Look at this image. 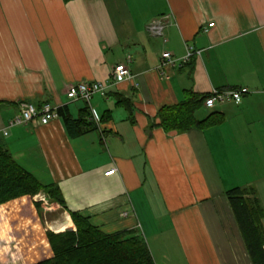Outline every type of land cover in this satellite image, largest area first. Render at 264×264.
Masks as SVG:
<instances>
[{"label": "crops", "instance_id": "crops-1", "mask_svg": "<svg viewBox=\"0 0 264 264\" xmlns=\"http://www.w3.org/2000/svg\"><path fill=\"white\" fill-rule=\"evenodd\" d=\"M186 47L200 56L159 69L162 53L179 59ZM121 64L131 78L106 98L67 100L70 85L110 83ZM239 87L254 93L194 115L218 124L182 134L159 126V111L188 93ZM24 102L65 107L88 130L71 137L58 118L0 135L22 169L58 188L65 210L50 216L135 232L154 264L168 238L182 264H252L225 194L253 189L264 211V0H0V129Z\"/></svg>", "mask_w": 264, "mask_h": 264}, {"label": "trees", "instance_id": "trees-1", "mask_svg": "<svg viewBox=\"0 0 264 264\" xmlns=\"http://www.w3.org/2000/svg\"><path fill=\"white\" fill-rule=\"evenodd\" d=\"M205 96L187 94L186 99L173 107H164L158 113L159 126L165 132L186 133L218 124L217 116L197 121L194 117L203 106ZM58 117L71 137L81 136V130L64 107L57 109ZM44 192L49 200L65 210L58 188L43 185L22 169L10 154L0 146V206L17 204L20 207L38 193ZM226 198L238 225L252 264H264V211L253 189L235 188L226 192ZM74 231L56 230L59 235L47 234L50 255L35 264H154L146 243L135 232L107 235L92 226L86 218L68 213ZM66 223V222H65ZM71 225V224H70ZM23 254V249L20 248Z\"/></svg>", "mask_w": 264, "mask_h": 264}, {"label": "rangeland", "instance_id": "rangeland-1", "mask_svg": "<svg viewBox=\"0 0 264 264\" xmlns=\"http://www.w3.org/2000/svg\"><path fill=\"white\" fill-rule=\"evenodd\" d=\"M41 198L46 200V204L41 201ZM22 207L13 204L0 209V264L3 262L7 264V260L11 261L9 264H19L20 262L35 264L44 260L50 255L47 243L48 233L59 235L75 230L73 222L69 218L62 225L65 227L62 230L64 232L57 233L62 227L56 231L53 229L58 228L61 223L50 226L60 218H56V220L50 216V212L53 213L52 211L57 210L58 207L54 201L47 198L44 192L30 198ZM168 239L161 246L157 245L159 257L157 256L158 260L155 258V263L182 264V260L177 254L178 249L173 244V239ZM13 247L23 249V256L19 258L16 249L13 254ZM7 256L11 258H7Z\"/></svg>", "mask_w": 264, "mask_h": 264}, {"label": "built area", "instance_id": "built-area-1", "mask_svg": "<svg viewBox=\"0 0 264 264\" xmlns=\"http://www.w3.org/2000/svg\"><path fill=\"white\" fill-rule=\"evenodd\" d=\"M213 24L208 25L211 28ZM163 23H156L150 26V29L154 34H161V29ZM201 51H195L193 48L186 47L185 55L182 58L175 59L169 52L162 53L159 69L164 68H181L186 65L193 57L200 56ZM111 82H80L77 84H72L67 88L66 98L69 102H81L86 105H89L91 100L95 96L101 98H106L108 91L115 86V84L121 80L129 79L130 73L129 70L125 67L124 64L118 65L114 68L111 74ZM254 92L245 87L233 88V89H213L207 94L203 106L207 109L214 108L215 105L225 104V103H236L242 100L244 97L253 94ZM91 112V116L95 122L94 112ZM58 113L57 108L53 107L50 104H42L40 106L33 103H21L19 105V114L8 120L5 127L0 129V135L2 137H7L9 131L16 127L28 126L32 122H37L41 126H47L52 121L57 120ZM116 174V169L108 170L104 176L110 177ZM46 204V200L41 198ZM264 250V245H263Z\"/></svg>", "mask_w": 264, "mask_h": 264}, {"label": "bare ground", "instance_id": "bare-ground-1", "mask_svg": "<svg viewBox=\"0 0 264 264\" xmlns=\"http://www.w3.org/2000/svg\"><path fill=\"white\" fill-rule=\"evenodd\" d=\"M67 220V217L65 216V215H62L61 217H60V219H58V221H56V222H53L50 226L52 227V226H56V225H58V224H60V225H62L65 221ZM54 230L55 229H57V228H53Z\"/></svg>", "mask_w": 264, "mask_h": 264}, {"label": "water", "instance_id": "water-1", "mask_svg": "<svg viewBox=\"0 0 264 264\" xmlns=\"http://www.w3.org/2000/svg\"><path fill=\"white\" fill-rule=\"evenodd\" d=\"M63 211V210H62ZM63 214H65V215H67V217H69V215L68 214H66L65 212H63Z\"/></svg>", "mask_w": 264, "mask_h": 264}]
</instances>
